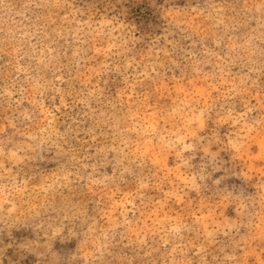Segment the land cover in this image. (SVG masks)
<instances>
[{
    "label": "rangeland",
    "instance_id": "rangeland-1",
    "mask_svg": "<svg viewBox=\"0 0 264 264\" xmlns=\"http://www.w3.org/2000/svg\"><path fill=\"white\" fill-rule=\"evenodd\" d=\"M0 264H264V0H0Z\"/></svg>",
    "mask_w": 264,
    "mask_h": 264
}]
</instances>
